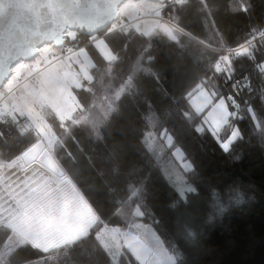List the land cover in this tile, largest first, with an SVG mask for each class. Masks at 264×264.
I'll return each mask as SVG.
<instances>
[{
    "label": "trees",
    "instance_id": "16d2710c",
    "mask_svg": "<svg viewBox=\"0 0 264 264\" xmlns=\"http://www.w3.org/2000/svg\"><path fill=\"white\" fill-rule=\"evenodd\" d=\"M160 12L174 38L132 27L96 34L111 63L90 36L65 38L93 60L90 80L72 89L78 108L59 119L34 106L56 136L63 180L94 220L45 250L0 225V264H138L124 248L112 262L96 236L103 226L158 240L174 264H264V48L218 66L221 50L264 28V0H179ZM198 89L227 103L220 138L239 132L227 149L190 105ZM39 140L26 117L0 112V163Z\"/></svg>",
    "mask_w": 264,
    "mask_h": 264
},
{
    "label": "rangeland",
    "instance_id": "374dc122",
    "mask_svg": "<svg viewBox=\"0 0 264 264\" xmlns=\"http://www.w3.org/2000/svg\"><path fill=\"white\" fill-rule=\"evenodd\" d=\"M179 1V0H174ZM149 4L152 6L155 17L143 20H136L139 13L143 12V5ZM167 4V3H166ZM165 4V5H166ZM165 5L152 3L148 0L124 2L120 7L119 17L117 21L108 30V33L120 30H127L132 27L144 35H150L155 30L159 29L165 33L169 38H174V27L165 20H161L160 11ZM125 16L130 23L122 22L121 16ZM126 32V31H125ZM77 32L68 31L66 37L73 40ZM93 36V37H92ZM96 34L91 35V42L94 48L103 56V58L112 62L114 60L113 54L108 49L103 38H98ZM65 37V38H66ZM93 66V60L91 59L86 48L81 47L77 49L65 48V47H53L44 46L40 49L37 58L29 62H20L13 68L10 79L5 83L0 90V106L4 107L9 112H16L14 109L15 101L22 96H27L32 102L40 101L44 102L58 115L59 119H68L73 112L78 108V102L75 95L72 92L73 88L81 87L82 81L90 80V69ZM75 68V72H71L70 68ZM31 75H36V82L31 83L29 78ZM79 75V76H78ZM21 80H25L20 86L18 85ZM192 109L197 113L203 115V122L208 130L219 140L223 149H227L233 140L238 136L239 132L237 128H233L231 133L222 140L220 133L223 127L226 125L230 116L229 108L224 99L214 100L213 95L205 89H198L195 94L189 99ZM153 137V135H148ZM152 138L149 139L151 141ZM166 142H170V137H167ZM174 157L176 162L182 164L188 168L189 164L183 162V153L177 149L174 151ZM16 165L19 171L23 172V162L20 157H16ZM6 163H0V169L5 166ZM51 178L57 180L55 175L49 173ZM52 179V180H53ZM60 182V181H59ZM67 184V183H66ZM58 184L57 194L51 193L47 198L55 199L53 201H59L58 205L65 206L68 211L72 212L73 218V230L71 237L68 238L71 232L64 231L61 228L64 221L69 220V217H61L60 206L57 209V231L49 239L43 237V241L50 243V246L62 243L64 235L67 239H74L79 236L87 225L94 220L90 219L83 213H78L83 209V203L74 193L71 194L69 184ZM64 196V201L62 198ZM37 218L40 212H35ZM79 214L78 216H75ZM32 221L26 223L25 221L14 224L18 230L27 235V232H31L32 237L39 239L41 234L38 231H34L37 225V220L31 217ZM29 226V227H28ZM122 230V229H120ZM16 231V230H15ZM120 234L119 232H116ZM122 234V233H121ZM122 238V246L133 257L138 264H174V257L164 249L159 241L154 238H146L143 234L124 232ZM26 240V239H25ZM152 246H151V243ZM47 247V248H48Z\"/></svg>",
    "mask_w": 264,
    "mask_h": 264
},
{
    "label": "water",
    "instance_id": "95a60500",
    "mask_svg": "<svg viewBox=\"0 0 264 264\" xmlns=\"http://www.w3.org/2000/svg\"><path fill=\"white\" fill-rule=\"evenodd\" d=\"M128 0H0V90L13 68L39 55L42 47H62L68 31L88 36L107 31ZM138 1V0H131ZM165 5L168 0H148ZM20 158L26 167L36 163L56 176L63 173L41 140Z\"/></svg>",
    "mask_w": 264,
    "mask_h": 264
},
{
    "label": "crops",
    "instance_id": "0c3cea01",
    "mask_svg": "<svg viewBox=\"0 0 264 264\" xmlns=\"http://www.w3.org/2000/svg\"><path fill=\"white\" fill-rule=\"evenodd\" d=\"M121 18L124 22L130 23L124 15L121 16ZM15 107L16 109L14 110L16 113L23 115L28 119L30 125L40 136V140L43 142L45 149L51 153L54 148L56 136L35 108L34 102H32L29 97L22 96L15 101ZM0 112L7 114L12 113L7 111L2 106H0ZM16 160L17 159H14L13 161L6 163V165L2 166L0 169V225L9 227L14 231L16 230L15 232L19 239L28 241L37 248L45 250L50 243H46V241H43L42 239L43 237H48L50 239L57 231V224L59 223H57L58 220L56 212L60 206L58 205L59 201L55 202L53 201L55 199L47 197L51 193L57 194L56 186L60 183H65V181L62 176L56 175L55 178L57 180H54L51 178L48 170L36 163L32 164L25 172H21L17 168ZM69 189L71 191V188ZM70 193L72 194V191ZM63 201L64 196L60 202ZM35 212H40L38 215L39 219L37 218ZM78 213H83L90 219L93 218L89 209L84 204L83 209ZM60 214L61 217L64 214V217L70 218L62 223L61 228H63L64 231L71 232L68 234V238H73L71 237L74 218V216L72 217V212L68 211L65 206H61ZM79 214H76L75 216L79 217ZM31 217L37 220L38 226L34 231H38L41 234L39 239L33 238L31 232H27V235H24L14 226V224L18 225V222L21 221L29 223L30 226L29 221H32ZM116 232H119L120 234H117ZM124 232L126 231L120 230L116 227L103 226L96 235L98 242L106 251L113 263L117 262L119 254L122 251V248H124L122 246ZM66 235L67 234L64 235L62 243L72 240L67 239ZM62 243L56 245H60ZM150 260L151 259H149V264H154V262L150 263Z\"/></svg>",
    "mask_w": 264,
    "mask_h": 264
},
{
    "label": "built area",
    "instance_id": "2783aa9c",
    "mask_svg": "<svg viewBox=\"0 0 264 264\" xmlns=\"http://www.w3.org/2000/svg\"><path fill=\"white\" fill-rule=\"evenodd\" d=\"M174 0H168L167 3H172ZM155 17V12L152 8L151 5L145 4L143 5V12L139 13L137 16L136 20H143V19H148V18H154ZM123 31H126L122 29ZM258 46L264 48V28L260 31H255L252 33V35L242 42L239 46L231 49H224L221 50L220 57L218 60V66L221 67L223 66L222 62L224 60H232L240 56H247V55H252L253 51L257 50ZM71 72H75L76 70L71 67L70 68ZM79 76V75H78ZM31 83L36 82V75H31L29 78ZM25 80H21L18 82L19 86L24 82ZM29 167H26L23 164V172L28 170Z\"/></svg>",
    "mask_w": 264,
    "mask_h": 264
},
{
    "label": "clouds",
    "instance_id": "9594fccd",
    "mask_svg": "<svg viewBox=\"0 0 264 264\" xmlns=\"http://www.w3.org/2000/svg\"><path fill=\"white\" fill-rule=\"evenodd\" d=\"M214 191H215V190H214ZM239 195H240V194H238V196H239ZM239 202H242V200H241V201H239ZM221 210H222V211H224V210H226V209H225V208H222Z\"/></svg>",
    "mask_w": 264,
    "mask_h": 264
}]
</instances>
